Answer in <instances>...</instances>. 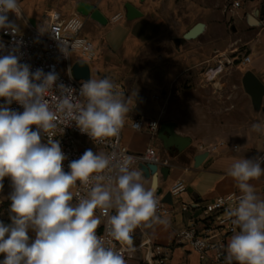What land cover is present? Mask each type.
Wrapping results in <instances>:
<instances>
[{"label": "clouds", "instance_id": "9594fccd", "mask_svg": "<svg viewBox=\"0 0 264 264\" xmlns=\"http://www.w3.org/2000/svg\"><path fill=\"white\" fill-rule=\"evenodd\" d=\"M9 13L23 17L19 0H0V30L15 36L19 27ZM18 45L0 55V192L6 178L11 187V222L0 221V264H127L133 232L163 223L155 188L145 187L133 156L115 152L87 149L66 171L68 157L54 137L75 125L93 143L118 138L132 111L129 102L107 77L89 78L77 91L58 82L54 68L32 71L20 62ZM60 50L68 56L61 43ZM13 102L23 111L11 108ZM251 130L264 133V124L253 123ZM262 164L258 155L227 169L241 193L225 212L238 229L227 242V264H264V199L250 183L264 175ZM78 182L84 194L73 191ZM114 241L127 247L117 249Z\"/></svg>", "mask_w": 264, "mask_h": 264}, {"label": "crops", "instance_id": "0c3cea01", "mask_svg": "<svg viewBox=\"0 0 264 264\" xmlns=\"http://www.w3.org/2000/svg\"><path fill=\"white\" fill-rule=\"evenodd\" d=\"M236 1L241 5L233 6ZM83 2L93 5V11H99L102 17V20H98L92 16V13L87 15L82 13L86 19L83 30L86 37L87 28L91 25L92 28H101L109 22L127 19L137 38L147 44H153L157 50L165 51L166 46L161 42L162 37L171 31L164 19L165 16L175 18L195 16L196 19H200L196 25L198 23L204 25L198 36L179 44L177 60L170 55L166 64L154 66L152 82L164 91L163 98L158 95L160 98L157 100L163 99L158 113L144 117L141 113L135 112L134 109L142 100L141 91L134 94L125 85L120 83L115 85L121 86L120 93L124 95L132 109L123 127L124 144L138 153L145 151L148 146H156L160 154L170 161V173L168 176L159 174L158 187L155 191L161 190V194L165 195L180 179L184 180L188 187L185 192L173 198L175 214L168 217L157 214L163 223H154L151 227L138 229L131 246L134 251L126 260L127 264H139L141 259L146 258L147 255L151 256L152 247L142 246L146 240H151L166 250L170 259L169 264H215L212 255L203 260L189 246L177 243L175 235L178 230L188 226L192 221H196L201 230L210 228V232L213 233L216 226L211 216L205 213V205L220 196L240 192L236 182L226 173L234 160L254 158L260 153V133L257 142L253 143L248 128L251 122L249 116L256 113L257 107L246 90V105L232 106L229 108L231 112L223 119L220 116L215 117L213 112L206 111L203 106L180 102L176 97L171 100V88L183 74L188 60L193 58L196 63H201L202 59L205 63L216 60L222 63L219 58L227 55L229 51L235 53L240 48L244 50L243 55L251 56V62L247 63L250 64L249 71L264 81V0H84ZM127 4L138 10L136 18H128ZM77 10L76 12L79 13V5ZM116 16L119 18L115 19ZM216 65L217 63L210 68L209 74L215 75L220 71L222 65L219 68H216ZM236 97H240V94ZM236 107L238 110H235ZM137 117L161 119L162 124L171 122L173 126L165 132H162L160 127L157 134H152L146 129L136 130L131 126V121ZM221 141H225L227 146L199 160V156L206 153L199 148L200 145L210 146ZM191 145L195 147L192 148ZM234 145H238V149H233ZM136 168L144 171L145 178L142 182L145 187H153L152 175L144 166ZM250 183L253 184L256 194L264 199V175ZM183 204H189L191 208L183 211ZM220 231L222 232L219 235H225L223 230ZM231 236H226L227 242Z\"/></svg>", "mask_w": 264, "mask_h": 264}, {"label": "built area", "instance_id": "2783aa9c", "mask_svg": "<svg viewBox=\"0 0 264 264\" xmlns=\"http://www.w3.org/2000/svg\"><path fill=\"white\" fill-rule=\"evenodd\" d=\"M240 2H234L233 6H240ZM9 19L14 20L15 15L9 13ZM116 16L115 19H118ZM19 20L24 21V28L17 32V35L5 34L0 30V43L5 46L4 51H0V55L7 54V50L12 47H17L19 42V51L22 54L20 60L21 63H27L31 65V70L35 71L37 68H42L46 73L53 68L59 75V81L63 82L67 86H71L75 89H79L81 83L85 80H79L74 74L73 66L76 62L84 60L89 62L93 60L97 51L92 40L84 36L83 30L86 24L85 16L82 12L76 15L66 18L58 9H50L46 13V20L41 28H38L33 22L26 17L23 12V17ZM60 43L67 49L68 56L65 57L60 50ZM216 61V60H215ZM251 62V56L249 54L243 55V64ZM219 68L220 61H216ZM217 74V73H216ZM215 74V75H216ZM214 75V76H215ZM121 86H117V91L120 92ZM156 99L160 97L154 96ZM3 100H0V104ZM11 108L23 111V109L13 102ZM261 123L264 124V98L261 105ZM137 124L139 127H137ZM162 125L161 119H145L143 117H137L131 121V126L136 130H148L152 134H157ZM63 128V124L60 125V129ZM61 142L62 150L68 157V160L64 162L65 170L67 171V164L69 161L78 159L85 150L92 149L94 152H103L105 154H111L113 152L117 155H129L135 158L133 167L141 165L156 164L160 169L163 167H170V161L165 159L158 149L154 146H148L143 152H134L130 150L123 142V129L120 132L118 138H110L109 140L100 143H93L92 140L86 135L81 134L75 125L67 127L64 130L63 135L60 136V130H57L56 136ZM261 150L259 155L264 156V133H260ZM227 146L225 141H221L218 144L204 146L200 145L199 148L208 154L218 151L220 148ZM233 149H238V145H234ZM264 166V164H262ZM160 174V173H159ZM188 189L184 180H178L172 186L170 192L172 197L179 196ZM74 192L79 191L84 194V189L79 186L73 189ZM156 198L159 201L157 214L163 217H168L176 212L175 204H169L164 201V195L155 191ZM241 195L240 192H233L225 196L216 198L213 202L205 205L204 211L208 216H211L213 224L216 226L213 233L210 232V228L201 230L196 221H192L188 226L178 230L175 235V240L179 244L189 246L193 251L197 252L200 257L205 260L209 256H213L215 264H227L226 257V236L233 235L236 226L232 225L225 217V212L230 207H234ZM191 208L189 204H183L182 210L188 211ZM99 215V210L97 211ZM114 214V211H113ZM102 224L98 230V234H104V221L105 218L101 217ZM137 228L132 236L135 238L138 234ZM223 230L225 235H219ZM117 249L121 247H127V245H121L119 242H113ZM142 246H151V256L141 259L139 264H169V255L166 250L153 243L151 240H146ZM132 252V251H131ZM131 252H125V259L127 260ZM234 264V262H233Z\"/></svg>", "mask_w": 264, "mask_h": 264}, {"label": "rangeland", "instance_id": "374dc122", "mask_svg": "<svg viewBox=\"0 0 264 264\" xmlns=\"http://www.w3.org/2000/svg\"><path fill=\"white\" fill-rule=\"evenodd\" d=\"M83 1L19 0V3L26 17L38 28H41L45 23L46 13L51 8L58 9L63 16L69 18L78 13L76 12L78 11L77 7ZM164 19H166L171 30L162 37L161 42L166 46L165 51L157 50L153 44H147L137 38L127 19L119 22H109L101 28H92L93 25H91L85 33L97 49L96 57L88 62L92 78L102 79L107 77L115 84L125 85L134 94L141 91V103L134 111L141 113L144 117L151 113H158L163 104V99L157 100L154 98L155 95L162 96L164 93L152 82L151 75L154 66L166 64L170 59V55L177 60L180 49L177 40L180 39L181 44L185 40L194 39L185 38V33L189 32L200 20L199 18L196 19L195 16L177 18L165 16ZM14 21L21 30L24 28L25 20L14 18ZM243 53L244 50L240 48L235 53L229 51L227 55L219 58L222 60V67L215 76L213 73L209 74V71L216 64V61L205 63V60L202 59V62H197L199 63L197 64L193 58L188 60L183 74L172 85L171 100L176 97L180 102L203 106L206 111L213 112L215 117L220 116L223 119L226 118V114L231 112L229 108H232V106L246 105V88L243 80L245 74L249 72L250 64L245 65L242 63ZM201 55L202 53L199 57ZM238 94H240V97H236ZM262 103L260 105L256 104V113L249 116L251 122L248 128L253 143L257 142L259 133L253 132L251 126L253 123L261 122ZM235 110H238V108ZM219 112L224 114L222 115ZM190 147L194 148L195 145ZM4 185L3 191L0 192V220L10 223V202L7 196L11 191V187L7 178ZM0 259H3V257H0Z\"/></svg>", "mask_w": 264, "mask_h": 264}, {"label": "water", "instance_id": "95a60500", "mask_svg": "<svg viewBox=\"0 0 264 264\" xmlns=\"http://www.w3.org/2000/svg\"><path fill=\"white\" fill-rule=\"evenodd\" d=\"M94 6L85 2H82L79 4V11L84 13V14H90L92 13V16L98 20H102V17L99 13V11L94 10ZM127 16L129 19H134L138 16V10L132 6L131 4H127ZM204 25L202 23H198L195 25L189 32L185 34V38H195L198 36L202 30H203ZM180 39L177 40V42L180 44ZM74 74L79 80H87L89 78H92V72L90 65L88 62L84 60H80L76 62L73 66ZM244 85L247 90V92L251 95L253 101L255 104H261L262 100L264 98V82L260 80L256 74L253 72L249 71L245 74L244 77ZM173 126V123L168 122L164 123L161 126V131L165 132L169 130ZM184 139H182L183 141ZM208 153L202 154L199 156V160H202L204 157H207ZM144 168L149 172L150 175H155V183L153 184V187L155 190L158 187V178H159V173L164 174L165 176H168L170 173V167H163L160 169L159 172V166L156 164H150V165H143ZM158 193H162L161 190L158 191ZM164 201L173 204V197L171 192H167L164 195Z\"/></svg>", "mask_w": 264, "mask_h": 264}, {"label": "trees", "instance_id": "16d2710c", "mask_svg": "<svg viewBox=\"0 0 264 264\" xmlns=\"http://www.w3.org/2000/svg\"><path fill=\"white\" fill-rule=\"evenodd\" d=\"M0 221H2V220H0ZM5 224H8V222H5V221H3Z\"/></svg>", "mask_w": 264, "mask_h": 264}]
</instances>
